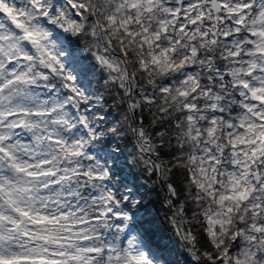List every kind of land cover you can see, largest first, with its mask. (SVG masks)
Masks as SVG:
<instances>
[{"label":"snow or ice","instance_id":"1","mask_svg":"<svg viewBox=\"0 0 264 264\" xmlns=\"http://www.w3.org/2000/svg\"><path fill=\"white\" fill-rule=\"evenodd\" d=\"M182 261L264 264V0H0V264Z\"/></svg>","mask_w":264,"mask_h":264},{"label":"trees","instance_id":"2","mask_svg":"<svg viewBox=\"0 0 264 264\" xmlns=\"http://www.w3.org/2000/svg\"><path fill=\"white\" fill-rule=\"evenodd\" d=\"M161 195H162V194H161ZM155 199H156V198H155V197H153V200H155ZM155 207H156V209H158V210H159L161 206H160V204H159V203H156V204H155ZM161 220H162V222H164V221H163V217H161ZM164 227H165V229H167V228H168V225H167V223H166V222H164ZM168 235H169V236H171V235H172V233L169 231V232H168ZM165 238H167V237H165ZM182 264H187V262H186V261H182Z\"/></svg>","mask_w":264,"mask_h":264},{"label":"rangeland","instance_id":"3","mask_svg":"<svg viewBox=\"0 0 264 264\" xmlns=\"http://www.w3.org/2000/svg\"><path fill=\"white\" fill-rule=\"evenodd\" d=\"M167 240V238H165V241Z\"/></svg>","mask_w":264,"mask_h":264}]
</instances>
